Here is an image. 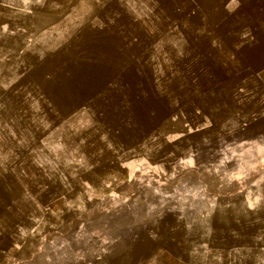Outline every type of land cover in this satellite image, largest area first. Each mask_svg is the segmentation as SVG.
Instances as JSON below:
<instances>
[{
    "label": "rangeland",
    "instance_id": "374dc122",
    "mask_svg": "<svg viewBox=\"0 0 264 264\" xmlns=\"http://www.w3.org/2000/svg\"><path fill=\"white\" fill-rule=\"evenodd\" d=\"M257 156L264 0H0V264H264Z\"/></svg>",
    "mask_w": 264,
    "mask_h": 264
},
{
    "label": "crops",
    "instance_id": "0c3cea01",
    "mask_svg": "<svg viewBox=\"0 0 264 264\" xmlns=\"http://www.w3.org/2000/svg\"><path fill=\"white\" fill-rule=\"evenodd\" d=\"M256 161L254 162V168L250 169L249 171L246 170L247 174H244L245 176H256V179H258L257 185L255 190L258 191L260 189L261 193L262 190H264L263 185L264 184V157L263 156H257ZM260 187V188H259ZM257 209L260 212L264 211V203L262 200L260 201V204H256Z\"/></svg>",
    "mask_w": 264,
    "mask_h": 264
}]
</instances>
